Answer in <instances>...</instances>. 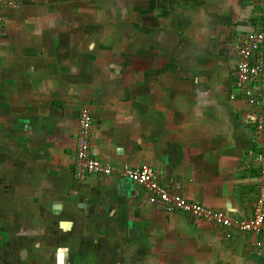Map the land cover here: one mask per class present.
I'll return each instance as SVG.
<instances>
[{"label":"crops","instance_id":"1","mask_svg":"<svg viewBox=\"0 0 264 264\" xmlns=\"http://www.w3.org/2000/svg\"><path fill=\"white\" fill-rule=\"evenodd\" d=\"M0 2V264H264V234L167 214L123 174L250 217L260 111L234 75L264 0ZM83 110L112 171L77 180Z\"/></svg>","mask_w":264,"mask_h":264},{"label":"built area","instance_id":"2","mask_svg":"<svg viewBox=\"0 0 264 264\" xmlns=\"http://www.w3.org/2000/svg\"><path fill=\"white\" fill-rule=\"evenodd\" d=\"M13 7V6H12ZM4 5L0 2V30L3 28ZM234 86L240 91L251 108H259L255 117V137L258 147L254 162L258 166L259 182L252 214L242 220L232 219L224 212L212 210L184 198H176L172 192L161 185L155 171L140 165L124 171V176L147 193V204L167 213H181L209 222L228 232H246L253 235L264 234V28L256 33L243 35L237 45ZM79 136L75 148L74 177L83 180L89 176L111 174V166L98 160L91 152L90 132L92 118L88 110H83L79 117Z\"/></svg>","mask_w":264,"mask_h":264}]
</instances>
